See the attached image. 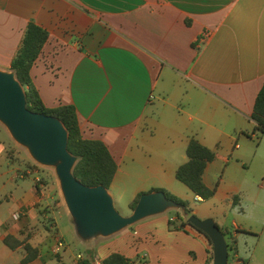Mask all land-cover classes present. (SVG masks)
Listing matches in <instances>:
<instances>
[{
  "label": "crops",
  "instance_id": "crops-1",
  "mask_svg": "<svg viewBox=\"0 0 264 264\" xmlns=\"http://www.w3.org/2000/svg\"><path fill=\"white\" fill-rule=\"evenodd\" d=\"M31 22L50 35L33 82L47 108L73 105L83 137L107 145L118 166L109 190L116 205L166 190L235 238L244 263L264 264V242L250 243L264 240V136L251 119L264 86V0H0V70L12 72ZM11 138L0 128V264H103L113 253L135 264H214L205 235L169 229L176 216L147 218L116 238L79 239L87 250L76 255L47 211L38 172L8 156ZM192 138L217 153L204 176L216 190L209 201L176 178ZM51 216L66 242L56 256L48 228L29 234ZM9 235L27 239L39 257L24 263V247L5 244ZM164 236L175 250H152Z\"/></svg>",
  "mask_w": 264,
  "mask_h": 264
},
{
  "label": "water",
  "instance_id": "water-1",
  "mask_svg": "<svg viewBox=\"0 0 264 264\" xmlns=\"http://www.w3.org/2000/svg\"><path fill=\"white\" fill-rule=\"evenodd\" d=\"M0 123L37 164L55 169L76 235L82 242L112 237L147 218L176 210L209 238L214 264H229V243L215 220L189 217L183 205L159 191L143 194L132 215L124 217L117 211L108 189L89 187L79 181L74 174L79 158L69 151V132L64 123L55 116L30 111L24 86L14 72L3 70H0Z\"/></svg>",
  "mask_w": 264,
  "mask_h": 264
},
{
  "label": "trees",
  "instance_id": "trees-1",
  "mask_svg": "<svg viewBox=\"0 0 264 264\" xmlns=\"http://www.w3.org/2000/svg\"><path fill=\"white\" fill-rule=\"evenodd\" d=\"M187 24L190 25V21H187ZM49 38L50 35L47 30L31 22L24 34L21 47L13 59L11 71L15 73L17 79L25 88L27 107L30 111L55 116L64 123L69 132V151L79 158L74 170L77 179L86 186H104L110 190L117 174L118 166L107 145L100 140H88L83 137L77 110L73 105H61L53 109L47 108L33 82L31 76L32 68L41 56ZM251 119L256 124V130L259 135L264 136V86L257 97ZM8 156L14 162L11 152H8ZM187 156V163L182 165L176 172L177 180L188 187L195 196L201 198L198 202L211 200L215 196L216 190L207 187L204 176L208 165L216 160L217 153L204 146L196 138H192L188 144ZM37 186L39 187V184ZM158 191L164 192L169 200L183 205L186 208L185 213L189 217L194 215V205L191 202L180 199L166 190H153L152 192ZM142 195H138L130 203L129 207L132 211L137 207ZM233 199H238V196L233 197ZM188 226L192 227L188 223L187 218L184 217V214L179 211H176V219L169 221V229L172 231H186ZM223 232L229 243L230 254H237L238 249L235 238H230L226 231ZM207 239L209 240L208 237ZM5 244L13 251L24 247L26 251L24 263H30L39 257V251L34 249L27 239L22 241L9 235L5 239ZM210 244L212 246L211 242ZM103 264H135V262L120 253H113L104 260ZM244 264L248 263L245 262Z\"/></svg>",
  "mask_w": 264,
  "mask_h": 264
},
{
  "label": "rangeland",
  "instance_id": "rangeland-1",
  "mask_svg": "<svg viewBox=\"0 0 264 264\" xmlns=\"http://www.w3.org/2000/svg\"><path fill=\"white\" fill-rule=\"evenodd\" d=\"M0 128H5L3 125L0 124ZM6 129V128H5ZM6 133V131H5ZM7 134V133H6ZM7 151L11 152L12 157L14 159V162L16 163L17 166L19 167H23V169H30L32 172H38V176L40 178L39 183L42 184L44 186L46 195L50 196V205L47 208V211L49 213H53L56 212L57 214L56 216V220L58 221V224L60 226L61 231H63L64 233L68 234L66 236V241L68 243V250H76V255L84 250H87L85 245L82 243H79L80 240L76 235L75 232V228L72 224L71 218L67 217L63 212L61 211L60 208H64L65 211L68 212L67 207L65 205L64 199H63V195L60 189V182L58 180V177L56 175V171L54 168H49V167H44L41 166L39 164H37L30 156L28 150L22 146H20L19 144H17L12 138L10 140V142L7 144ZM127 196H125L124 201H121L118 205H116V209L117 211L124 217H128L131 214V209L130 207H128L127 205ZM198 205V204H197ZM163 216H169V217H173L176 216V212L175 211H169L165 214L162 215H158V216H154L156 218H163ZM154 217H150V218H154ZM55 217L51 216L48 219H45L43 222H41V225H38L37 227L30 229L29 234L31 236H36L39 234V232L42 231H46L47 228L48 230H50V235L48 234V237L46 238L47 241L49 243L52 242V245L56 244V241L58 240L57 238V230L55 229V227L53 229H51V226H53V224L55 223ZM51 223V224H50ZM50 228V229H49ZM32 230V231H31ZM71 230L72 234L75 235V240H72L69 237V231ZM165 238H162V240L165 241L164 246H160L158 248H152V250H167L168 253H170L171 250H175V245H173L175 242L172 240V237H167L164 236ZM112 238H116V237H112ZM104 240H109V239H104ZM47 242V243H48ZM78 242V243H77ZM264 240H262L261 242L257 241V240H252L250 241L251 243V247L256 249L258 246V243H263ZM66 243V242H64ZM52 246H44L42 250H52L51 248ZM151 250V249H150ZM211 250L213 253V246H211ZM241 250H249L248 246L244 245ZM54 264L58 262V260L56 261V259H53Z\"/></svg>",
  "mask_w": 264,
  "mask_h": 264
},
{
  "label": "built area",
  "instance_id": "built-area-1",
  "mask_svg": "<svg viewBox=\"0 0 264 264\" xmlns=\"http://www.w3.org/2000/svg\"><path fill=\"white\" fill-rule=\"evenodd\" d=\"M209 37H210V33L203 34L202 41L205 42L207 39H209ZM20 217H21V214L20 213L15 214V216H14V218L16 220H19ZM64 248H65L64 241L62 239H58L57 240V243H56V246L53 249V254L55 256L56 255H59L60 251L63 250ZM229 264H244V262L236 254H230Z\"/></svg>",
  "mask_w": 264,
  "mask_h": 264
}]
</instances>
